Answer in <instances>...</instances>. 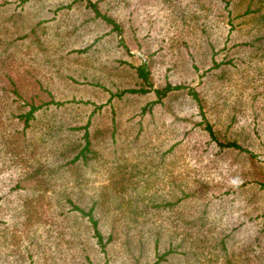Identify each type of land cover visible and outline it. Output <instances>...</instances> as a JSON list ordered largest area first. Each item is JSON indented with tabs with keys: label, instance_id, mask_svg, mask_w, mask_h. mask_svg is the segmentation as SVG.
<instances>
[{
	"label": "rangeland",
	"instance_id": "374dc122",
	"mask_svg": "<svg viewBox=\"0 0 264 264\" xmlns=\"http://www.w3.org/2000/svg\"><path fill=\"white\" fill-rule=\"evenodd\" d=\"M3 1L0 264H264V47L246 43L264 19L239 14L264 0H91L120 30L87 0ZM165 82L250 151L211 141L187 88L142 113ZM90 116L95 153L68 167L57 148ZM69 197L104 200L105 251Z\"/></svg>",
	"mask_w": 264,
	"mask_h": 264
},
{
	"label": "trees",
	"instance_id": "16d2710c",
	"mask_svg": "<svg viewBox=\"0 0 264 264\" xmlns=\"http://www.w3.org/2000/svg\"><path fill=\"white\" fill-rule=\"evenodd\" d=\"M8 0H4L3 2H6ZM87 3L89 6H91V8L93 9L94 13L97 16H100L105 22L111 23L112 24V28L120 30V26L119 24L108 14L101 12L100 9L97 7L96 3L94 1L91 0H87ZM239 14H243V15H248L249 17H255L258 19H264V4H258L256 6H252V4H247L246 8ZM32 29V28H31ZM253 40L251 41H247L246 43L248 45H250L251 47L254 48H261L264 47V33L256 35L254 38H252ZM6 42V39L3 41V44ZM8 43V41H7ZM215 61V60H214ZM220 62L215 61L214 65H218ZM137 74L139 77H141L142 79H144L145 82L148 81V70L145 67V65H139L137 66ZM184 88H187L186 92L190 93L192 95V97L197 101V103L199 104L200 107V112L202 115V118L200 120V122L198 124H203V128L205 130H208V133L210 135V140L213 141L214 143H216L219 147L222 148H237L239 150H245V151H250L246 146H244L243 144H241L240 142H238L235 139H226V140H222L218 137V135L216 134V132L214 131V124L211 123L205 116V113L201 110V103H200V98L198 96V93L196 90H193L192 87H188L182 83H176V84H171L170 82H165L163 85L160 86H154L151 88V90L154 91V94L156 96V98L148 101L146 104H144L141 108V112L143 113L145 110H151L153 107H155V105H158L160 102H162V99L164 97H167L169 94H172L174 92L180 93L181 90H184ZM146 89L143 87H129L126 88L122 91H119L117 94H121L123 92H145ZM6 92L8 93V85L7 84H1L0 85V94H4V96H6ZM11 92L14 93H18L16 88L13 87ZM1 94V95H2ZM54 101V100H53ZM57 104L63 103V101H54ZM36 108H39V106H36L34 104H31L29 109L25 110L24 112L19 113L18 115L20 117H23L24 121H25V125H28L29 120L31 119V117H33V113L35 111ZM91 116L85 121V123L83 124H79V125H74L71 126L70 128L73 130H82V138H83V142H79L77 144H66L65 142H63L60 147H58L57 149L59 150V153L64 157V161L63 163H66L68 165V167H72L73 165H77L79 163H82L83 165L88 164V160L90 158L93 157L92 154L95 153L94 148L92 147V143H93V138H94V134H93V138H92V132L90 130V123H91ZM260 185H264V183H262L260 180H258ZM190 190H183L182 189V194L178 197V198H182L185 197L187 195H189ZM177 198V199H178ZM176 199V200H177ZM68 203H71V208H73L74 210L78 211L80 213L81 216H87L88 221L90 222L91 225V229H92V233H91V237L94 239L95 243L99 244L100 247L102 248V250L105 251L106 249V245L113 240V238H115L114 235V231L112 229H110L109 231H107V236H104L103 231L100 229V225H99V219H97L95 217V209L100 208L103 204L104 200L95 198V197H91L89 198L90 202V206L88 209H85L80 203L75 202L71 197L67 198ZM175 200V201H176ZM167 203L170 202H174L171 200H167ZM154 205H157L156 203ZM129 242H132L131 239H128ZM155 241L157 242V240L155 239ZM127 245L125 246V250H130V249H134L135 245L133 243H128L126 242ZM158 243V242H157ZM167 252H162L161 255L163 256L164 254H166ZM157 261V260H156Z\"/></svg>",
	"mask_w": 264,
	"mask_h": 264
}]
</instances>
